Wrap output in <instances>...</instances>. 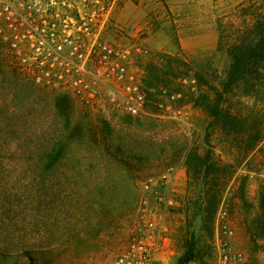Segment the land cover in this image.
Returning <instances> with one entry per match:
<instances>
[{"label":"rangeland","instance_id":"obj_1","mask_svg":"<svg viewBox=\"0 0 264 264\" xmlns=\"http://www.w3.org/2000/svg\"><path fill=\"white\" fill-rule=\"evenodd\" d=\"M263 14L264 0H118L113 18L119 24V39L113 33L109 39L119 42V46L138 44L136 62L146 98L148 92L156 91L147 86V65L162 69L166 58L160 53L177 56L179 74L173 79L174 86L183 88L180 78L186 72L199 70L205 79L194 95L190 94L193 97L184 95L183 103L167 102L158 109L146 104V112L139 116L117 112L106 105L100 106L101 115L96 111L88 113L73 101V120L82 114L96 124H109L110 133L104 131L109 134V145L101 150L93 145H74L66 165L74 166L68 172L77 177L67 184L61 183V177L55 178L57 183L48 195L35 196L26 191L37 183L31 175L32 164L9 154V150L19 147L1 146L5 152L0 154L1 186L26 193L16 196L18 204L15 198L13 204L0 198V222L7 227H0V264H108L125 248L138 223L141 184L172 165L185 168L184 154L191 148L201 153L209 149L213 160L220 164L246 167L225 181L213 227L208 230L203 227L200 211L187 219L178 209L189 198H197L198 204L203 198L202 187L187 186L185 168V179L180 180L176 197L178 204L169 209L166 217L170 246L163 264H177L187 229L188 236L192 233L203 248L204 257L202 262L186 264H211L217 231L215 217L220 207L227 210L234 231L232 241L243 252L244 264H264V241L254 242L247 228L258 209V189L264 183V139L246 158L235 162V147L218 128L207 129L209 118L192 101L210 85H218L228 49L238 41L251 40L254 24ZM22 83H12L9 78L5 81L0 75V119L7 118L9 106L17 120L28 112L31 102L28 94L24 98ZM261 87V93L248 96L236 86L226 95L224 105L253 117L263 116L264 126V82ZM41 106L40 115L33 110L30 119L37 114L44 117ZM175 110L180 114L175 116ZM126 130L131 135H126ZM120 151H132L139 161L130 160L124 167L113 158Z\"/></svg>","mask_w":264,"mask_h":264},{"label":"trees","instance_id":"obj_2","mask_svg":"<svg viewBox=\"0 0 264 264\" xmlns=\"http://www.w3.org/2000/svg\"><path fill=\"white\" fill-rule=\"evenodd\" d=\"M253 31L254 37L251 40L238 41L228 49L226 67L219 76L218 85H210L209 90L195 94L196 96L192 100L193 105L198 106L209 118L207 129L218 128L235 147V162L237 163L246 158L264 139L263 116L253 117L252 114L248 115L242 110L234 111L224 105L226 95L236 86L241 87L244 94L248 96L261 93V84L264 82V14L257 18ZM160 55L166 58L162 69H157L152 64L147 65L145 77L147 86L156 89L155 92H148V99L146 98V104L151 109H158L160 104L167 102L183 103L184 95H188V93L194 95L198 85L200 86V83L205 79L204 74L199 70L192 73L186 72L180 78L183 88L174 86L173 79L179 74L176 69L177 56L165 53H160ZM6 70L9 71L7 77L12 83L24 82L22 83V90L25 91L24 98L28 94L27 99L31 103L22 120L16 119L14 110L11 109L13 107H7L9 110L7 118L0 119V147L9 145L10 147H19L9 150V154L13 158L32 164L31 175L37 182L26 191L35 196H40L42 193L48 195L53 191V185L57 183L54 182L55 178L61 177V183L63 181L67 184L71 178L77 177H73L68 172L73 171L74 166L66 165L70 161L69 156L72 154L74 145L89 148L93 145L99 150L104 146L108 148L109 124L106 122L96 124L82 114L73 120L72 107L73 101L76 100L70 94L35 85L25 73L19 71L10 62L8 55L0 50V75L4 77L5 81L8 80L5 76ZM177 94L180 96L175 97ZM41 105L44 106V117H38V107L41 108ZM80 107L85 112H92L87 107ZM33 110L38 114L34 119H30ZM42 118H44L43 123H41ZM124 122L128 125L127 129H130V123L126 120ZM105 130L108 133H105ZM126 131V135H131L129 130ZM1 153L5 152L0 149ZM113 158L118 160V163L120 161L126 168L129 166L130 160L139 161L132 151H120L118 154H113ZM77 161L80 160L77 159ZM183 161L188 176L187 186L202 187L203 198L200 204H198L197 198L194 200L189 198L187 204L178 207V209L186 215L187 219L194 217L200 211L203 227L206 230L211 229L214 215L221 201L225 181L235 171L246 167V165L241 164L237 168L234 163L220 164L213 160L209 149L201 153L195 148L185 151ZM247 171L254 172L252 169H247ZM1 184L0 178V198L10 204L15 202L14 198L17 203L16 196L20 193H26L17 190V188L11 191L2 187ZM257 204L258 209L250 218L247 227L254 242L264 241V183L258 189ZM1 207L5 208L6 206L1 205ZM0 227L7 228L2 221ZM187 231L182 236L183 252L179 256L177 264H186L191 261L202 262L204 257L203 248L198 246L192 233L188 236Z\"/></svg>","mask_w":264,"mask_h":264},{"label":"built area","instance_id":"obj_3","mask_svg":"<svg viewBox=\"0 0 264 264\" xmlns=\"http://www.w3.org/2000/svg\"><path fill=\"white\" fill-rule=\"evenodd\" d=\"M118 0H0V50L31 81L69 93L79 105L139 116L146 112L138 44L119 46L113 18ZM177 94L175 97H179ZM103 107V108H104ZM180 114L175 110L174 115ZM179 167L141 184L138 223L125 248L108 264H163L170 239L166 217L176 206ZM211 264H244L234 246L227 210L216 217Z\"/></svg>","mask_w":264,"mask_h":264},{"label":"crops","instance_id":"obj_4","mask_svg":"<svg viewBox=\"0 0 264 264\" xmlns=\"http://www.w3.org/2000/svg\"><path fill=\"white\" fill-rule=\"evenodd\" d=\"M179 172L181 174L180 180H182V179L184 180L185 179V168L184 167L179 168ZM182 175H183V178H182Z\"/></svg>","mask_w":264,"mask_h":264}]
</instances>
